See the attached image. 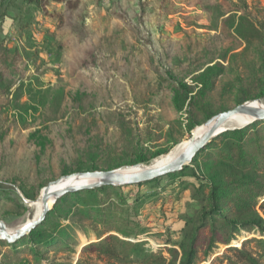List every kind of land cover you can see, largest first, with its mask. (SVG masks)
<instances>
[{"label": "trees", "instance_id": "16d2710c", "mask_svg": "<svg viewBox=\"0 0 264 264\" xmlns=\"http://www.w3.org/2000/svg\"><path fill=\"white\" fill-rule=\"evenodd\" d=\"M15 1L0 0V99L11 95L20 81L22 57L18 48L10 49L5 45L1 26L10 17ZM50 2L63 4L65 8V14L59 16L61 37L56 41L57 34L53 36L55 48L66 54L68 48L73 49L78 44L81 48L79 66L71 63V75L85 81L76 95L70 94L69 104L62 106V101L59 110L55 109L57 114L70 112L67 124L59 127L51 120L45 126V132L38 130L28 136L27 144L36 152L31 160V178L36 181V186L32 188L24 183L26 180L18 179L7 184L18 187L27 199H37L43 187L62 176L116 170L148 162L140 148L142 130L127 119L126 111L109 108L115 90L103 82L88 80L81 72L82 68L97 65L105 50L116 58L115 71L126 84V92L116 89L118 95L125 98L127 88H130L128 92L135 104L154 103L158 99L159 104L166 105L176 114L188 105L192 120L198 119L192 122V128L246 102L264 100V25L258 24L247 8L221 12L214 29L218 33L206 39L194 41L187 36L188 45L181 54L182 59L177 60L182 70L200 62V68L192 70V74H196L194 88L171 70L165 69L162 73L159 64L152 59L147 58V67L141 62V51L154 45L151 37L143 38L141 34L151 8L146 0H136L137 10L132 17L121 2H114L109 16L119 23L111 32L107 30L98 36L96 41L92 40L81 0H24L30 11L22 18L23 29H27L35 13L44 10ZM167 3L168 0H160L159 8L169 14L167 8L171 5L166 6ZM212 5L204 6V10L210 11ZM224 41L242 44L244 48L239 52L237 48L221 52ZM238 58H245L243 65L236 64ZM201 61L204 62L201 64ZM224 62H228V66ZM243 68L252 70L253 78L247 84L243 79ZM222 77H225L219 95L222 102L214 109L212 101L207 99ZM22 86L21 82L18 89ZM85 88L88 90L83 91ZM261 130H264V120L225 131L209 142L181 172L127 186L157 188L166 180L179 179L185 184L183 190L191 191L190 198L184 203V211L179 214L184 224L180 229V241L167 240L171 247L146 246L147 228L133 216L142 209L147 195H137L129 203L125 187L105 186L65 194L56 201L45 221L29 234L12 243L0 240V246H7L14 255L23 252L22 247L31 243L28 255L33 254L20 262L17 257L2 255L0 264H42L52 249L76 252L75 245L78 246L81 239H76L77 234L72 232L88 235L85 232L87 223L101 226L103 231L95 236L97 242L82 248L81 254L95 258L80 259L76 264H97L96 261L103 264H203L221 247L233 252V256H222L218 260L222 263L227 260L228 264H263L264 217L257 211V207L264 209V133ZM132 155H136V161L127 163L126 159ZM185 177L193 181H183ZM26 179L29 181L30 178ZM8 192L0 186V200L12 203ZM72 202L77 203L76 212L71 209ZM54 217L72 221L63 225L53 220ZM251 231L260 238L246 239L245 243H254L256 249L236 245L243 233ZM38 248L44 253L39 254Z\"/></svg>", "mask_w": 264, "mask_h": 264}, {"label": "rangeland", "instance_id": "374dc122", "mask_svg": "<svg viewBox=\"0 0 264 264\" xmlns=\"http://www.w3.org/2000/svg\"><path fill=\"white\" fill-rule=\"evenodd\" d=\"M116 1L122 3L123 9L129 11L131 17L137 10L136 0H81L93 41H96L97 37L102 36L105 31L111 32L119 23L109 16L112 4ZM146 1L150 3L151 8L141 34L143 38L151 37L154 45L149 46L148 49H143V52L141 51L143 56L139 55L140 57H138L141 58L143 64H146V67L148 66L147 58L152 59L156 65L159 64L158 67L162 73L165 69L171 70L179 79L185 80L194 88L197 85L194 79L196 74H192V70L200 68V62L193 67L182 70L177 60V58L182 59L181 54L184 52L185 46L188 45L187 36H191L195 41L206 39L209 35L218 33L214 29L220 18V13L236 12L239 8H247L257 23L264 25V0H168L169 3L166 6L171 5L167 8L169 14L159 8L160 0ZM208 4L217 6L212 5L210 11H205L204 6ZM28 11H30V6L24 5V0H16L10 17L1 24L2 39L5 45L10 49L18 48L22 57L19 69L20 81L14 87L11 95L0 99V182H2L0 186L5 188L7 192L9 191L8 194L13 200L12 203L0 200V204L5 203L3 206L0 205V222L6 225L11 234H15L19 229L39 218L43 207L38 212V204L41 203L40 199L44 190L51 183L40 190V194L35 200L27 199L18 187L13 186L12 188V185H7L15 183V180L18 179L26 180L24 183H28V186L31 185L32 188L36 186V181L31 178L33 175L31 160H33L36 152L27 144L28 136L38 130L45 132V126L51 120L55 121L59 127L67 124L70 120V112L64 114L60 111L57 114L54 113L55 109L59 110V103L62 101H64L62 106L69 104L72 100L70 94L76 95L82 87L83 81H85L76 80L71 75V63L79 66L78 58L81 56V48L78 47V44L74 45L73 49L68 48L66 54L59 53L55 48V40L57 41L58 37H61L58 26L59 16L65 14L64 5L50 2L44 10L36 12L31 25L27 29H23L25 22L22 18L28 14ZM54 34H57L55 40ZM220 48L221 52L228 48H237L239 52L244 46L224 41ZM102 53L104 54H101L97 65L91 68H82L81 72L88 80L91 79L95 83L103 82L115 90L113 102L109 108L113 111H126L127 119L142 130L141 153L148 159L145 164H133L136 161V155H132L126 159V162L133 165L123 166L120 169L135 166L145 168L160 166V161L178 149L179 146L186 144L182 154L193 137H197L196 131L201 129L206 134V122L192 128V122H197L198 119L192 120V113H190L188 105L176 114L169 111L166 105L159 104L158 99L154 103L135 104L128 92L130 88H127L125 98L118 95L116 89L126 92V84L120 79L119 73L115 71L116 58L109 51L105 50ZM190 58L193 59L192 56ZM244 61L245 58H238L236 64L238 62L239 65H243ZM202 62L204 61H201V64ZM224 63L225 66H228V62ZM243 69V79L247 84L253 78L252 70ZM224 79L225 77L218 79L215 90L208 96L207 100L212 101L214 109L222 102L219 95H221L220 90ZM21 82L24 86L19 90ZM85 90L88 88L83 89V91ZM253 102L256 101L246 103ZM261 106L264 107V100H261ZM250 120V123L242 127H228L225 131L244 128L257 122ZM261 133H264V130H261ZM27 177L30 178L29 181H27ZM63 177H59L55 181H59ZM75 180L82 181L73 179L66 182L67 186L78 185L74 182ZM181 181L179 179L166 180L157 188L149 186L124 188L129 203H132L137 195H147L144 206L133 216L137 222L147 228L149 238L144 240L148 242L146 243L147 247L152 246L156 249L171 247L167 245V240L180 241V229L184 224L179 219V214L184 211V203L191 195V191L183 190L185 184H181ZM183 181L193 180L185 177ZM64 187L66 186L62 188ZM71 204L72 211L76 212L77 203L72 202ZM257 211L264 217V209L257 207ZM67 215L70 217V214ZM53 220H57L63 225L72 221V219L69 220L64 217L61 219L54 217ZM102 228L87 223L85 232L88 235L84 232L73 231V234H77L76 239L79 241L81 239L80 244L75 245L77 251L52 249L45 255L42 264H76L80 259H94L95 256L93 255L81 254L82 248L92 242H97L95 236L103 231ZM251 238H260V236L254 231L243 233L236 245H244L249 250L256 249L254 243H245L246 239ZM30 246L32 247L31 243L24 245L22 247L24 253L21 252L17 255H14L7 246H0V260L2 255H7L9 258L17 257L19 262L27 257L31 258L33 254L28 255L31 252ZM37 250L39 254L44 253L42 249L38 248ZM226 255L233 256V252L221 247L215 256L203 264L212 262L213 264H228L227 260H224L223 263L218 261ZM261 262L264 264V259Z\"/></svg>", "mask_w": 264, "mask_h": 264}, {"label": "water", "instance_id": "95a60500", "mask_svg": "<svg viewBox=\"0 0 264 264\" xmlns=\"http://www.w3.org/2000/svg\"><path fill=\"white\" fill-rule=\"evenodd\" d=\"M245 116L254 121L264 120V107L261 101L253 103H244L233 109L222 112L205 123L207 128L206 134L201 138L193 137L191 143L185 151L175 158L172 162L155 168L142 169L143 166L126 167L119 170L83 172L73 175L64 176L61 180L51 182L44 190L40 202L43 206L42 213L39 218L30 222L23 228L19 229L15 234L9 233L6 225L0 222V240L12 243L21 237L29 234L33 229L40 226L52 210V206L56 201L69 192L79 191L82 189H95L105 186L127 187L137 184L153 181L159 177L169 174L181 172L186 166H189L195 157L206 148L209 142L215 139L217 132L233 117ZM73 179L90 180L91 184L87 185H69L64 188L55 189L63 183ZM55 189V190H54ZM51 201L52 204H51Z\"/></svg>", "mask_w": 264, "mask_h": 264}, {"label": "bare ground", "instance_id": "6f19581e", "mask_svg": "<svg viewBox=\"0 0 264 264\" xmlns=\"http://www.w3.org/2000/svg\"><path fill=\"white\" fill-rule=\"evenodd\" d=\"M250 118H248V117H245V116H235V117H233V118H231L218 132H217V135H219L220 133H222V132H224L226 129H228V127L229 128H232V127H242V126H244L245 124H247V123H250ZM204 135V132H203V130H201V129H199L198 131H196V136H197V138L199 139V138H201L202 136ZM185 145L186 144H183V145H181V146H179V148L178 149H176V150H174L172 153H170L168 156H166L162 161H160V166H164V165H166V164H168V163H170V162H172L175 158H177L180 154H181V152L184 150V148H185ZM160 166H156V167H160ZM153 168H155V167H153ZM142 169H150V168H145V167H143ZM76 184H78V185H84V184H88V183H90V182H92V181H90V180H82V181H74ZM68 184H63V185H60V186H58V187H55V189H60V188H62L63 186H67ZM54 189V190H55ZM52 202L53 201H51V204H52ZM43 206H42V204L41 203H39L38 204V212H40L41 211V208H42Z\"/></svg>", "mask_w": 264, "mask_h": 264}]
</instances>
